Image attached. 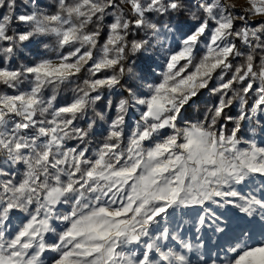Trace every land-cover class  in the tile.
Segmentation results:
<instances>
[{"label": "snow or ice", "instance_id": "6c2138e0", "mask_svg": "<svg viewBox=\"0 0 264 264\" xmlns=\"http://www.w3.org/2000/svg\"><path fill=\"white\" fill-rule=\"evenodd\" d=\"M257 130L264 0H0V264H264Z\"/></svg>", "mask_w": 264, "mask_h": 264}, {"label": "rangeland", "instance_id": "374dc122", "mask_svg": "<svg viewBox=\"0 0 264 264\" xmlns=\"http://www.w3.org/2000/svg\"><path fill=\"white\" fill-rule=\"evenodd\" d=\"M227 2H228V3H234L235 6H236L237 8H239V7H241V6H243V5L246 4V0H227ZM42 51H43V49H42ZM159 71H162V69H158V70H157V73H159ZM207 99H208V97L206 96V98H203V101H204V102H207ZM235 111H236V110H235ZM137 115H138V114H137ZM249 135H251V133H250ZM254 138L256 139V142H257L258 144H261L260 142L264 141V136H261V135H260L259 130H257V132H256ZM237 187H238V189H239L240 191H242V192H244V193H247V192L249 191V189H248L247 187H243V186H237ZM13 223H14V224H18V223H19V220H17V219L14 218ZM188 235L191 236L192 234L189 233ZM258 239H259V238H258ZM190 258L192 259L193 264H196V261H197V256H196V254H195V253L190 254Z\"/></svg>", "mask_w": 264, "mask_h": 264}, {"label": "trees", "instance_id": "16d2710c", "mask_svg": "<svg viewBox=\"0 0 264 264\" xmlns=\"http://www.w3.org/2000/svg\"><path fill=\"white\" fill-rule=\"evenodd\" d=\"M49 2H50V0H49ZM206 96H207V93L205 92L199 98V100L197 102L199 104V111H197V109L195 107L188 109V111H186L184 113L185 119H192V120H194V119L198 118V116L200 115V113L203 111L204 104L206 103V102L203 101V98H206ZM231 114H233V115L235 114V109H232L231 110ZM229 127H231V125H229Z\"/></svg>", "mask_w": 264, "mask_h": 264}, {"label": "crops", "instance_id": "0c3cea01", "mask_svg": "<svg viewBox=\"0 0 264 264\" xmlns=\"http://www.w3.org/2000/svg\"><path fill=\"white\" fill-rule=\"evenodd\" d=\"M262 142H264V141H262ZM262 142H260L261 143V146H264V143H262Z\"/></svg>", "mask_w": 264, "mask_h": 264}]
</instances>
